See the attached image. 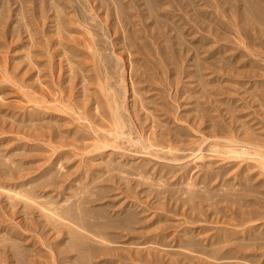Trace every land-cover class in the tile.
Segmentation results:
<instances>
[{
	"label": "rangeland",
	"instance_id": "374dc122",
	"mask_svg": "<svg viewBox=\"0 0 264 264\" xmlns=\"http://www.w3.org/2000/svg\"><path fill=\"white\" fill-rule=\"evenodd\" d=\"M0 264H264V0H0Z\"/></svg>",
	"mask_w": 264,
	"mask_h": 264
},
{
	"label": "bare ground",
	"instance_id": "6f19581e",
	"mask_svg": "<svg viewBox=\"0 0 264 264\" xmlns=\"http://www.w3.org/2000/svg\"><path fill=\"white\" fill-rule=\"evenodd\" d=\"M168 161H170V160H168ZM172 161V160H171ZM178 160H174V162H177Z\"/></svg>",
	"mask_w": 264,
	"mask_h": 264
}]
</instances>
